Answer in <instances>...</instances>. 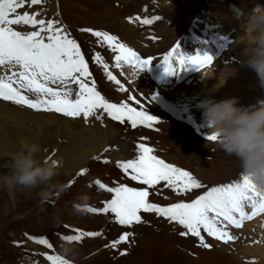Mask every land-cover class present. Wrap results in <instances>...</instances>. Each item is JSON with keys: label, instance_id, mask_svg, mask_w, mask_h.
Instances as JSON below:
<instances>
[{"label": "rangeland", "instance_id": "1", "mask_svg": "<svg viewBox=\"0 0 264 264\" xmlns=\"http://www.w3.org/2000/svg\"><path fill=\"white\" fill-rule=\"evenodd\" d=\"M62 2H64L63 7ZM243 2H245L247 13L239 11ZM258 5L264 6V0H45V3L38 6L36 11L42 9L44 19H59L68 27L72 37L82 46L85 58L89 62V69L95 75L96 87L100 91L106 88L114 94L105 97L106 99L119 103L128 101L129 96H135L143 103L144 110L148 114L161 121L152 128L138 126L135 129L130 123L121 124L116 121L121 127L118 135L121 141L115 142L114 147L115 150L121 151L119 153L121 159L125 155L127 160L135 158L136 144L144 143L153 148L154 154L159 158L190 171L208 186H216L239 181L242 175L238 160L221 151L216 142L206 139L210 133L203 120V110L207 106L203 101L210 102L219 97L202 98L192 107L182 104L174 97H166L162 91L159 92V89L163 87L188 89L204 74L215 80L229 78L241 89L248 87L243 93L237 95L239 102L245 103L241 107L247 109L258 107L259 102L264 100V87L261 86L255 71L244 63L247 59L244 52L249 47L248 40L252 36L247 23L248 17ZM57 13H59L58 16ZM240 14L243 16L246 14L243 19L244 27L236 24L234 20L224 21L225 17L236 19ZM136 16L151 19L153 23L149 25L141 24L139 21L130 23L128 17ZM155 17L160 19L157 21ZM81 28L107 31L116 35L121 42L131 47L142 58L151 57L154 60L150 66L140 72L137 81L130 79L128 75L130 66L123 65L121 68H116L115 54L97 47L96 38L90 33L79 31ZM176 43L179 44L180 51L185 56H193L197 53L212 56V64L201 71L198 70V66L189 64L185 66L186 70H181L178 74H168L164 70L163 57ZM95 51L101 52L109 63V70L120 81V85L128 91H120V85L109 81L102 66L92 61ZM174 66L178 69V65L174 64ZM156 78L158 81L155 80ZM143 82L150 84L148 93L147 91L144 93L143 89L138 87ZM131 104L136 106L134 101ZM54 155L56 156V152L51 148L41 147L40 156L46 160L54 159L59 162L58 175L53 183L65 185L62 192H57L55 189L49 191L44 185H39L34 189H28V194L19 190L12 195L9 188L0 181V210L7 203L12 208L8 214L2 213L0 219V264H28L26 258H31L35 264H50L46 260V255H60L65 243L69 242L62 237L75 235L73 229L76 228L82 231H100L103 235L85 237L80 242H70L74 248V264H109L108 261H112L113 256L109 251L103 253L102 247L107 244H104V241L110 237L118 238L123 231L132 232L134 234L132 237L142 234V231L146 229V226L141 225L144 223L130 228L124 227L115 223L114 214L96 213L102 217L106 227L103 229L99 228L100 226L83 227L77 226L72 219L70 220L66 212L76 210L85 213L88 212L85 210L86 206L103 207L104 203L110 200L109 198L80 200L78 197H80L81 188H96L97 179L108 187H114L117 185L112 179L118 178L121 181L120 173L124 176L125 174L116 167V162L103 163L104 159L100 155L99 159H95L98 156L93 155L85 165L75 167L70 172H63L60 171L63 164ZM105 167L108 168L103 170L102 168ZM8 168L9 166L0 167V177L7 174ZM81 169L88 171L81 176L79 175ZM128 180L130 187H145L127 178L126 181ZM203 191L204 189H196L185 196L178 197L170 189L162 188V194L151 195L150 202L163 206L180 200L188 202ZM45 193L50 194L45 195ZM108 194L112 196L111 193ZM52 211H58L61 217L55 221H47L45 225L37 228L36 222L47 218ZM246 211L251 213L250 208H246ZM150 214L149 224H146L150 228L152 227L150 222L157 227V223L164 219L153 213ZM65 225L70 227L65 228ZM181 231H184L181 226L173 224L171 230L167 229L163 232L165 246L169 249L165 253L166 256L161 254L164 263L205 264L206 260L195 252L196 248L201 247L198 240L190 236L182 237ZM228 231L238 237L228 244L216 241L208 237L206 233H202L205 235L206 242H211V248L216 252L213 255L215 259L210 264H264V213L244 221L240 228L229 226ZM169 234L171 238L168 237ZM29 236L46 237L54 247L49 249L29 239ZM132 245L134 256L138 257L139 248L136 244ZM245 248L250 251H245ZM232 249H236L235 252Z\"/></svg>", "mask_w": 264, "mask_h": 264}, {"label": "snow or ice", "instance_id": "2", "mask_svg": "<svg viewBox=\"0 0 264 264\" xmlns=\"http://www.w3.org/2000/svg\"><path fill=\"white\" fill-rule=\"evenodd\" d=\"M44 3L45 0H0V101L37 112L58 113L71 119L82 118L85 122L89 118L102 122L106 114L113 121L130 123L133 129L138 126L152 128L161 123L144 110L143 103L135 96H129L128 101L114 103L97 90L82 46L72 37L68 27L59 19L42 18V9L25 10ZM154 19L158 21L160 18ZM128 20L130 23L139 21L144 25L153 23V20L142 19L140 16L128 17ZM15 26H28L32 30L21 31ZM79 31L90 33L96 38L97 47L114 53L116 68L127 65L142 72L154 60L151 57L142 58L116 35L107 31L91 28H81ZM91 59L102 66L109 81L120 85L100 51H95ZM212 62L213 57L207 54L185 56L178 43L163 57L164 70L170 75L186 70L185 66L189 64L198 66L201 71ZM174 64L178 65V69ZM119 90L128 91L123 85H120ZM132 101L136 106H132ZM206 139L216 142L217 137L209 134ZM154 151L144 143H138L135 146V158L116 162V167L131 181L145 187H130L123 183L108 187L97 179L95 185L111 193L112 198L101 208L86 206L85 210L90 213L114 214L115 223L129 228L146 222L141 213H153L181 226L184 229L180 232L182 237L195 238L205 249H210L212 245L206 242L202 233L228 244L238 239L228 231L229 226L240 228L244 221L264 213V192L257 190L248 176L242 174L239 181L208 186L190 171L159 158ZM103 163L107 164L109 160L104 159ZM87 171L81 169L79 175L83 176ZM162 188L170 189L178 197L196 189L204 191L188 202L180 200L166 206L150 202V196L161 195ZM246 208H250L251 213ZM73 231L75 235L63 236L62 239L80 242L85 237L103 235L100 231H82L79 228ZM133 235L130 231H123L105 247L116 249L121 244L130 246ZM28 238L49 249L54 247L46 237ZM127 254V249L120 252L121 256ZM46 260L50 264H69L68 260L58 254L46 255Z\"/></svg>", "mask_w": 264, "mask_h": 264}, {"label": "bare ground", "instance_id": "3", "mask_svg": "<svg viewBox=\"0 0 264 264\" xmlns=\"http://www.w3.org/2000/svg\"><path fill=\"white\" fill-rule=\"evenodd\" d=\"M62 3L63 7L64 2ZM244 5L245 2L242 3L239 11L247 13ZM37 8L38 6H33L32 9L25 10L36 11ZM245 16L240 14L236 19L233 17H225L224 21L228 22L234 20L236 24L244 27L243 19L245 18ZM42 17L45 18L44 15H42ZM224 21L222 22L223 24L225 23ZM15 27L17 28V30L21 31L32 30L28 26ZM94 76L95 75H93L92 78L95 80ZM201 76V79L195 81L194 84L191 85L188 89H171L169 87H163L159 89V92L162 91V94L166 97H174L182 104L184 103V105H191L193 107V104L200 102L202 98L206 99L211 97H219L214 101H221L223 99L233 97L238 99L237 95L239 93H243L248 89V87L241 89L240 86H236V82L230 80L229 78L215 80L213 78L211 79L206 77L205 74ZM155 80L158 81V78H156ZM159 85L163 86L164 84ZM99 86L102 87L101 84H99ZM138 87L142 88V91L144 93H146V91L148 93L150 84L147 82H143L142 84L140 83ZM97 90L100 91L99 88H97ZM102 91L100 92L102 95L104 93L105 97L114 95L110 90L106 88ZM203 103L208 104L209 102L203 101ZM244 104L245 103L239 102V106H242ZM120 128V125L116 121H113L111 118L107 117L106 114L102 122L96 121L94 118H89L88 122H85L82 118L71 119L64 117L58 113L37 112L35 110L28 109L27 107L14 105L11 102L0 101V167L9 166L6 173L10 174V165L12 164V158L14 157V155L21 149L24 143L31 144L34 142L39 143L40 147H49L52 149V151L56 152V156L59 158L61 164H63L62 168L60 169V171L63 172H70V170H74L75 167L78 168L82 165H85L87 162H89L88 159L93 155H97L98 157L100 155V157H102L103 159H108L109 162L112 163L117 162L118 159H120L119 161L127 160L125 159L127 157L126 155L121 159L119 156V153L121 151L115 150L114 147L115 142L119 143L121 141L119 139L120 137H118ZM105 149H108V151H105ZM129 154L132 155L133 153ZM36 158L40 162H44V160H46L44 157L40 156V152L37 154ZM107 168L108 167L102 169L104 170ZM127 178L128 177H126V175L124 176L120 173V180L123 182L119 181L118 178L116 179L117 181L114 178L112 179V181L115 185L120 183L129 185V180L126 181ZM44 186L47 190L51 191L52 188L47 185ZM19 190H22L27 194L29 193L27 191L28 189L24 187L20 189L9 188V191L12 195H14L16 191ZM80 191L81 194L80 197H78L80 200H82V197H86V201L92 200L94 198L105 200V197L111 199V195L108 194L106 190L100 189L98 186H96V188L94 189L83 187ZM171 203L174 202H169V204ZM11 209L12 208H10L8 203L5 204L2 210H0V219L2 218V213L8 214ZM141 215L143 220L146 221V223L141 225H143V227L146 226V229H144L148 231L143 230L142 234L140 233L139 235L132 237L130 246L128 244H121L118 245L116 249H112L110 247H102L103 253L109 251L111 256H113L112 261H108L109 264H165L161 254H163L164 256L169 249L168 246H165L163 232L167 229L171 230L174 223L172 224L169 223L166 219H162L157 223V227H154V225L156 224H152V222H150L152 226L150 228L147 225L149 224V217L151 216V214L141 213ZM66 216H68L70 220L72 219V221L77 226H89L91 228L100 226L99 228L102 229L106 227L105 223L102 222V217L96 213H81L77 212L76 210H71L69 212H66ZM60 217L61 215L58 213V211H52L47 218L36 222L38 223L36 224L37 228L39 226L45 225L47 221H55ZM174 226L177 225L174 224ZM160 231L161 233H159ZM168 237L171 238L172 236L169 234ZM113 239L116 238L110 237L108 240L104 241V244L107 243L106 245H108ZM132 244H136L139 248L138 257L134 256V249L132 247ZM125 249H127L128 254L125 256H121L120 252L125 251ZM235 250L233 251L235 252ZM248 250L249 249L245 248V251ZM195 252L199 256H202L204 260H206L205 264H210V262L212 260L214 261L215 259V256L213 255H215L216 252L213 248L205 249L201 246L199 248H196ZM25 260L28 264H35L33 263L34 261L31 258H26Z\"/></svg>", "mask_w": 264, "mask_h": 264}, {"label": "clouds", "instance_id": "4", "mask_svg": "<svg viewBox=\"0 0 264 264\" xmlns=\"http://www.w3.org/2000/svg\"><path fill=\"white\" fill-rule=\"evenodd\" d=\"M247 23L252 36L244 52L247 57L244 63L255 71L264 87V6L254 8ZM128 75L137 81L140 72L130 67ZM203 120L209 133L216 135L218 148L226 155L235 157L242 174L250 178L257 190L264 192V100L251 109L239 106L235 97L210 101L203 110ZM40 151L39 143H24L12 158L11 173L0 177V181L9 188L22 186L31 189L47 185L62 192L65 185L53 183L58 175V161L50 159L40 162L36 158ZM81 199L86 201L87 198ZM60 255L69 264H74V248L70 242L65 243Z\"/></svg>", "mask_w": 264, "mask_h": 264}]
</instances>
